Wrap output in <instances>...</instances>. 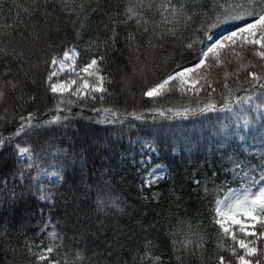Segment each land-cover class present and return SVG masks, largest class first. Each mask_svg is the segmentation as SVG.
<instances>
[{
  "label": "snow or ice",
  "instance_id": "6c2138e0",
  "mask_svg": "<svg viewBox=\"0 0 264 264\" xmlns=\"http://www.w3.org/2000/svg\"><path fill=\"white\" fill-rule=\"evenodd\" d=\"M133 87L147 106L120 111ZM256 112L247 139L225 125L215 156L184 165L191 175L138 162L147 224L117 194L118 169L89 146L69 175V149L52 142L81 119L122 135L210 113L247 127ZM93 217L134 223L101 250ZM0 251L6 264H264V0H0Z\"/></svg>",
  "mask_w": 264,
  "mask_h": 264
},
{
  "label": "trees",
  "instance_id": "16d2710c",
  "mask_svg": "<svg viewBox=\"0 0 264 264\" xmlns=\"http://www.w3.org/2000/svg\"><path fill=\"white\" fill-rule=\"evenodd\" d=\"M131 91L135 93V99H133L132 95L129 93L122 96L118 103H115L114 106L120 111H124L125 109L131 111L133 107L140 109L141 107L147 106L143 103L139 88L133 87ZM172 102L175 103L176 99L174 98ZM84 116L87 118L94 116V114L85 110ZM96 119H98V117H96ZM260 122L256 120L250 122L249 129L245 130L241 121L237 127L236 118L232 117L229 113H210L206 116L190 117L187 120H158L155 123L149 120L147 124L140 125L138 129H128L125 127L123 134L117 135L116 133H118L121 128L119 124H98L90 122L88 119H81L74 122L73 126L70 127L67 132H63L62 130L58 131L52 142L54 145L58 144L61 148L69 149L67 157H60L65 159L66 165H68L66 171L69 175H71L72 168L79 169L80 166L79 161L74 165L72 164L73 152H78L82 147L88 148L89 146H91L89 155L94 154L93 163L96 166L107 164L118 169L125 179L120 184V188L117 189V194L127 199L136 209V217L143 218L145 224H147L152 220L155 206L137 200L139 195L137 191L139 176L136 172V168L139 167L138 162L141 159L150 157V162L153 165L162 164L170 166L173 171L178 169L180 176L177 178L180 179L184 176L185 171H187L189 175L194 171L192 167L185 169L184 165L189 163L203 164L205 157H209L210 155L215 156L217 154L216 149L223 141L224 133L228 128H235L237 132L244 135L247 139L248 133L253 128V124L258 127ZM225 125H227L228 128H226ZM50 136L51 134H49V137ZM78 137H82L83 140L78 141ZM136 139L142 140L145 144L149 145L150 148L157 151L158 158H154L153 155L148 156L147 152L142 153L143 148H141L140 145L132 144ZM228 139L233 146L241 145L239 136L229 137ZM248 143H251V141L248 140ZM243 147H247V145L245 144ZM258 149L259 145L257 144L255 148H250L248 150L251 152ZM133 161L137 163L134 165ZM49 163L50 162H46V166H48ZM89 167H91V165H89ZM117 179L119 180V176ZM170 184L171 181L167 183L162 181L160 187L162 190H167ZM34 204L36 207L40 206L39 201H34ZM82 208L86 214L90 215L87 203L82 205ZM45 211L47 212V208H45ZM57 211L58 209H53L54 213ZM144 213H148L146 218L144 217ZM57 218L56 216L53 217L54 220ZM88 223L93 227V241H96L102 250L104 242L112 237L114 228L120 227L124 229L125 225H132L134 222L128 218L120 217L105 221L104 226L98 228L96 227L97 222L93 217ZM36 224L37 220L34 219L28 227L34 229ZM28 234L32 235L33 232L29 231ZM8 257L9 259L11 258V252L8 253ZM22 259L23 258H18V264H22ZM0 264H6L5 255L2 251H0Z\"/></svg>",
  "mask_w": 264,
  "mask_h": 264
},
{
  "label": "rangeland",
  "instance_id": "374dc122",
  "mask_svg": "<svg viewBox=\"0 0 264 264\" xmlns=\"http://www.w3.org/2000/svg\"><path fill=\"white\" fill-rule=\"evenodd\" d=\"M255 114H257V112L255 113ZM260 114V113H259ZM258 119V118H257ZM242 124H243V121H242ZM244 126V125H243ZM245 127V126H244ZM245 128H248V126L247 127H245ZM147 149V148H146ZM41 181H47L48 182V180H49V178L47 177V176H41ZM52 182H56L55 181V178H52Z\"/></svg>",
  "mask_w": 264,
  "mask_h": 264
},
{
  "label": "bare ground",
  "instance_id": "6f19581e",
  "mask_svg": "<svg viewBox=\"0 0 264 264\" xmlns=\"http://www.w3.org/2000/svg\"><path fill=\"white\" fill-rule=\"evenodd\" d=\"M77 140H78V141H82L83 138H82V137H78Z\"/></svg>",
  "mask_w": 264,
  "mask_h": 264
}]
</instances>
